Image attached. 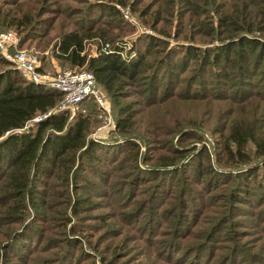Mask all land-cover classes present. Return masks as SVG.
<instances>
[{
  "label": "rangeland",
  "instance_id": "374dc122",
  "mask_svg": "<svg viewBox=\"0 0 264 264\" xmlns=\"http://www.w3.org/2000/svg\"><path fill=\"white\" fill-rule=\"evenodd\" d=\"M200 1L195 0L198 9L187 22L184 17V32L176 35L175 17L153 29L146 16H139L154 0L115 6L121 20L105 25L110 17L95 4L108 0H18L37 16L30 27L0 26V32L15 34V48L35 58L39 73L88 71L52 55L62 33L81 25L112 38L85 39L87 56L97 46H118L122 59L131 62L144 52L150 35L162 41L153 48L156 61L168 54L163 62L171 72L145 62L151 67L136 68V76L124 79L114 96L95 83L106 110L92 98L61 109V96L52 111H66L71 120L83 115L87 141L99 144L94 157L74 160L66 181L56 169L36 176L32 201L22 200L21 192L8 195L13 185L0 162V264H218L226 256L222 264H264V155H256L251 143L242 159L233 146L230 153L224 149L232 119L250 123L242 117L250 114L264 119V58L249 64L247 77L181 61L182 46L202 50L216 43L205 37L209 30L203 23L205 14L214 20L216 13L209 0ZM132 2L138 11L131 9ZM180 5L175 2L174 8ZM106 27L111 32L101 30ZM253 35L264 40V32ZM5 67L0 61V71ZM123 105L134 109L133 117L119 132L115 121ZM33 118L20 131L43 117ZM254 128L264 138V127ZM32 203L44 207L37 210Z\"/></svg>",
  "mask_w": 264,
  "mask_h": 264
},
{
  "label": "trees",
  "instance_id": "16d2710c",
  "mask_svg": "<svg viewBox=\"0 0 264 264\" xmlns=\"http://www.w3.org/2000/svg\"><path fill=\"white\" fill-rule=\"evenodd\" d=\"M29 1L37 4L43 0ZM175 2H180L182 5L174 8ZM126 3L127 0L97 2L95 6L106 12L102 14L103 17L111 18L101 24L112 23V20L120 21L119 12L115 6H124ZM194 3L195 0H154L150 6L146 5V9L142 13L140 10L138 14L140 17L146 16V22L153 29L158 23L163 24L164 20L175 17L180 26L176 28L177 35L184 32L186 27L184 17L186 16L185 22H187V17L193 16L195 10L198 9ZM209 3L216 16L212 20V17H207L205 14L203 23L208 26L209 30L205 37L215 40L216 43L211 48L202 50L192 45L182 46V54L179 59L181 61L186 59H192L193 62L200 61L202 68L212 64L224 70L235 71L238 76L247 77L252 70L249 68V64L254 60L262 62L264 58V40L253 35L255 32H264V0H229V3L209 0ZM129 5L133 11H138L133 2ZM37 12V10H33V7L23 10L22 3H18V0H4L0 4V26L30 27ZM160 29L161 27L158 28V31ZM101 30L106 33L111 32L110 27L101 28ZM147 36L148 46L131 62L122 59L121 48L118 46L106 47L104 50L102 49L104 45L103 47L97 46L96 52L87 56L83 44L85 39L99 37L103 42H107L112 38L106 36L99 29L93 31L91 26L81 25L62 33L58 43L53 47L52 55L70 67L76 69L85 67L93 74L95 83L107 94L114 96L123 88L124 79H132L136 76L139 72L136 68L139 66L144 65L147 68L157 63L160 65V69L165 68L167 74L171 72L169 64L163 62L165 58L169 57L168 54L157 61L154 57L153 48H157L158 42L162 41L153 36ZM146 55L153 57L147 61L144 59ZM0 61L6 65L0 71V162L7 166L8 179L13 185L12 191L8 192V195L17 196L21 192L22 200L27 198L26 200L32 201L35 189L31 185L36 176L53 175L56 169L61 170L56 176L63 174L66 181L68 169L73 166L74 160L81 159L83 156L85 158L94 157V148H97L99 143L93 140L87 141L88 121L83 115L78 113L71 120L66 111H52L62 96L60 91L28 82L1 55ZM181 61L179 62L180 66ZM145 62H149L151 66ZM252 65H254L253 62ZM201 70L203 71V69ZM216 72L223 74L219 68ZM251 96L253 95H247L245 98ZM262 97L264 98V96ZM261 100L264 101V99ZM258 107L261 108L259 104L256 108ZM133 110L129 105L119 107V118L115 121L119 132H123L129 127L127 122L132 119ZM46 112L49 114L39 122L33 124L28 130L20 131L34 116ZM242 117L248 118L250 123H244L241 119H232L225 135L224 149L230 153V145L233 146L235 155L242 159V150L247 143H251L256 155H264V138H259L254 133L255 126L264 127V119L256 118L253 114ZM241 183V181H236L237 188H241L239 187ZM241 192L246 193L247 190H241ZM32 206L37 210L44 207L43 204L37 203H32ZM227 258L228 256L222 258L218 264H222V260L225 263Z\"/></svg>",
  "mask_w": 264,
  "mask_h": 264
},
{
  "label": "built area",
  "instance_id": "2783aa9c",
  "mask_svg": "<svg viewBox=\"0 0 264 264\" xmlns=\"http://www.w3.org/2000/svg\"><path fill=\"white\" fill-rule=\"evenodd\" d=\"M17 37L11 31L0 32V54L15 68L20 76L36 85L55 89L62 93V99L57 104L59 108H69V106L77 105L85 98H92L102 109H107V105L103 103L98 88L94 82L93 76L88 71H62L55 75L39 73L35 58L24 50L15 48ZM12 48V50L10 49ZM106 49V45L102 48ZM36 116L33 119L44 117ZM37 119V120H38ZM27 123L24 125L26 126Z\"/></svg>",
  "mask_w": 264,
  "mask_h": 264
}]
</instances>
